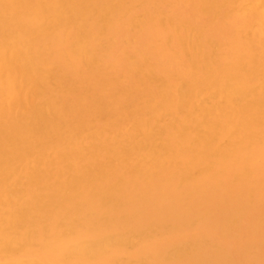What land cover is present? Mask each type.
<instances>
[{
  "label": "bare ground",
  "instance_id": "obj_1",
  "mask_svg": "<svg viewBox=\"0 0 264 264\" xmlns=\"http://www.w3.org/2000/svg\"><path fill=\"white\" fill-rule=\"evenodd\" d=\"M147 1L0 0V264H150L151 261L156 264H230L219 248L205 250L202 246L187 248L165 244L168 238L166 235H162L154 244L156 235H161L165 229L169 232L165 234L177 236L192 226L182 225L183 230L165 227L167 222L177 221L174 220L177 217L176 208H168L167 217L160 224L159 221H152L145 223L143 230L138 233L118 234L120 225L143 220L136 207H149L162 213L168 195L163 191L154 200L142 203L136 202L137 199L132 196L122 199L121 193L127 179L137 180L135 177L143 176L144 180H149L153 177L151 171L154 168H167V161L174 152L178 156H185V159L173 174L179 183L190 176L189 180L194 184L191 196L200 197V194H204L201 183L210 177L208 175L211 171L206 161L211 156L219 155V158L227 160L232 166L241 168L242 172L235 176V183L244 182L251 173L248 169L249 157L239 160L238 152L248 144L251 147L264 144V51H261L264 47L261 39L264 34V0H251L253 5L249 10L258 23L259 33H252V37H247L248 31L243 35L238 33L239 42L244 41L245 51H235L234 57L224 65L226 69L224 66L223 69L205 65L207 68L202 72L207 79L200 82L195 78L186 87L192 99H196L198 88L195 87L202 84L214 92L220 101L216 110L207 108L201 112L202 123L192 129L196 139L193 145H198L203 151L190 150L187 154L183 150L177 151L183 146L180 143L182 139L177 140L174 148H168V151L142 144L140 140L135 146L126 149L127 152L111 160L107 167L89 169L91 166L88 165V169H82L68 184H56L52 180L58 177V173L54 172V176H51L50 171L44 170L52 160L48 155L49 150H53L55 158L58 155L61 157L66 148L75 152L79 143L78 135L81 136V133L80 130L70 134L65 131L63 120H68L66 118L71 115L74 106L62 109L56 107L54 100L47 101L48 108L54 110L52 121L46 113L47 107H29V97L37 89L35 81L43 82L44 76L47 80L50 77L46 76L49 74L47 71L37 69L36 72L35 69L38 59H43L44 55L39 50L40 43L51 44L62 67L69 69L71 74L77 73L78 67L75 64L88 61V52H92L90 48L98 42L107 41L104 46L107 50L113 34L127 24L128 18L134 13L132 6ZM196 1L201 4L202 11H209V0ZM191 68L192 71H200L198 62ZM255 83H260L257 90L251 88ZM179 89L177 91L182 92V88ZM247 93L257 95L256 101L248 106H240L249 95ZM160 97L166 101L163 105L159 104L160 107L150 104L153 114L157 110L166 113L168 107L178 106V98L173 94L167 93ZM105 104L114 107L112 101ZM144 125L145 122L139 121L136 129L143 135ZM223 141H227L226 150L220 148ZM73 156L74 153L63 160L73 163ZM89 157L93 158L91 155ZM170 170L167 168L164 171ZM121 176L124 178L119 182ZM23 181L29 184L32 192L40 185L44 184V187L39 192L35 191V196L30 194V199L26 201L18 188ZM261 184L262 180L257 186ZM240 195L243 192L233 191L232 201L228 200L226 194L214 196L217 220L209 216L203 218L207 227L217 229L221 234L229 232L245 216L243 212L247 213L252 206L249 200L241 199ZM115 214L119 216L115 217ZM131 239L142 242L144 249L135 258L118 261L119 256L127 255ZM178 239L179 236L176 237ZM241 251L247 262L264 264L263 258L249 252L247 244H243Z\"/></svg>",
  "mask_w": 264,
  "mask_h": 264
},
{
  "label": "rangeland",
  "instance_id": "obj_2",
  "mask_svg": "<svg viewBox=\"0 0 264 264\" xmlns=\"http://www.w3.org/2000/svg\"><path fill=\"white\" fill-rule=\"evenodd\" d=\"M208 4L207 13L202 11L201 4L196 0H148L146 3L133 5L134 13L128 18L127 24L122 25L113 34L108 41L109 48L104 49L107 41L98 42L93 46L94 49L90 48L92 52H88L87 56L93 61L88 59L89 63L87 61L80 65L75 64L78 67L77 73L71 74L69 69L62 67L58 56L54 55L55 50L51 44L40 43L39 50L44 55L43 59H38L35 69L36 72L37 69L41 72L47 71L49 74L46 76L50 77L47 80L44 76L43 82L35 81L37 89L29 97V107L32 109L40 106L47 107L46 113L52 121L54 110L48 108L47 101L54 100L56 107L62 109H66V106H74V109H71V115L66 118L68 120H63L65 131L70 134L80 130L79 133H81V136L78 135L79 143L76 145L75 152L66 148L67 152L65 150L61 157L58 155L55 158L52 154L53 150H49L48 155L52 160H50V166L44 170L50 171L51 176H54V172L58 173V177L53 179V182L68 184L82 169L86 170L90 166L89 169L107 167L111 160L127 152L126 149L135 146V143L140 140L142 144L168 151V148H174L177 140L182 139L180 143L183 146L177 151L183 150L185 154L190 150L203 151V148L193 145L196 139L192 135V129L200 122L202 123L201 112L207 108L216 110L220 101L214 92L207 90L202 84L195 87L198 88L196 99H192L186 87H189L195 78H198L200 82L207 79L202 72L206 70V66H219L226 69L224 65L234 57L235 51L238 49L245 51L244 41L239 42V32L243 35L248 31L247 37H252V33H259L258 23L249 11L253 5L251 0H209ZM261 39L264 43L263 33ZM261 51H264V47ZM195 62H198L199 72L192 71L191 66ZM259 86L260 83H255L251 85V88L257 90ZM179 88H182L183 93L177 91ZM167 93L178 98V106L168 107L166 113L162 111L160 114L157 110V113L153 114L149 108L150 104L160 107L159 104L163 105L166 101H162L160 96ZM247 94L249 95L240 106H248L256 101L257 95ZM180 96L186 100L181 101ZM110 101L114 106L112 108L105 104ZM139 121L145 122V135L136 130L139 127ZM148 130L149 133H147ZM220 145H222L220 148L224 149L227 141L221 142ZM72 152L75 155L72 157L73 163L76 165L71 163L72 161L69 163L63 160L73 154ZM83 155L86 157H81ZM90 155L93 156L92 159ZM218 156H211L206 161L211 173L208 175L210 177L201 183L203 193L206 195L200 194V197L190 195L194 189L193 181L189 180L190 176L179 183L173 174L175 168L185 159V156H178L177 152H174L167 161L166 166L171 169L170 171H164L167 168L162 169L161 166H157L153 169L154 171L152 170L153 172L151 171L153 177L149 180H144L143 176L135 177L137 180L127 179L121 193L122 199L132 196L137 199L136 202L143 203L154 200L163 191L168 195L162 213L149 207L143 209L136 207L143 220L138 223L131 221L127 225H120L118 234L138 233L143 230L145 223L152 221H159L160 224L167 217V209L176 208L177 217L174 220L177 221L167 222L165 227L183 230L182 225L192 224V226L179 233L178 240L176 235L165 234L169 233L165 229L162 234L160 232L161 235H156L154 244L157 243L158 238L166 235L168 238L165 244L171 243L180 247L187 246V248L202 246L205 250L219 248L227 256L230 264H256L253 261L247 262L242 256V246L247 244L251 254L264 259V144L259 143L256 147L248 144L238 152L239 160L249 157L248 169L251 173L243 180L244 182L235 183V176L242 172L241 168L232 166L227 160ZM75 157L79 159V162ZM95 160L98 161L95 162ZM123 178L124 176H121L117 179L120 182ZM261 180L262 184L257 186ZM21 184L18 188L26 201L34 195L35 191L39 192L44 187V184L40 185L32 192L26 181ZM233 191L243 192L240 198L249 200L252 206L254 205L253 208L251 206L247 213L244 211L245 216L237 221L226 234L219 233L217 229L208 228L202 219L209 216L208 218L217 220V214L214 213V196L226 194L228 200L232 201ZM129 241L131 244L133 241L136 243L130 244L127 247V255L119 256L118 261L135 258L144 249L142 242L133 239ZM145 247L148 246L145 245ZM150 264L156 263L151 261Z\"/></svg>",
  "mask_w": 264,
  "mask_h": 264
}]
</instances>
